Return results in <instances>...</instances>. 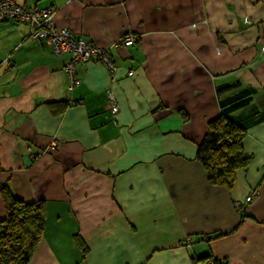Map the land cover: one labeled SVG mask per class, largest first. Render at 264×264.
Wrapping results in <instances>:
<instances>
[{
	"label": "crops",
	"instance_id": "0c3cea01",
	"mask_svg": "<svg viewBox=\"0 0 264 264\" xmlns=\"http://www.w3.org/2000/svg\"><path fill=\"white\" fill-rule=\"evenodd\" d=\"M13 1L53 8L56 29L109 48L115 63L111 76L78 62L71 85L69 52L0 20V185L45 210L28 264H195L208 253L264 264V0ZM127 32L136 41L118 43ZM236 82L254 90L231 113L249 161L227 188L195 153L219 100L237 92L217 87ZM250 190L240 222L234 204Z\"/></svg>",
	"mask_w": 264,
	"mask_h": 264
},
{
	"label": "trees",
	"instance_id": "16d2710c",
	"mask_svg": "<svg viewBox=\"0 0 264 264\" xmlns=\"http://www.w3.org/2000/svg\"><path fill=\"white\" fill-rule=\"evenodd\" d=\"M112 57V55H111ZM237 90L219 100L221 113L208 122V131L197 145L195 159L206 171L209 183L232 187L237 168H245L249 157L243 152L246 130L231 118V113L246 107L252 101L254 90L241 86V82L217 87V93ZM59 102L52 104V111L63 112ZM4 204V216L0 219V264H28L35 247L42 236L45 222L43 200L24 201L17 198L7 184L0 185ZM241 221L246 211L241 212ZM214 234L212 238L224 236ZM208 241L210 236L204 235ZM203 239V238H202ZM195 264H228L211 253L193 259Z\"/></svg>",
	"mask_w": 264,
	"mask_h": 264
},
{
	"label": "built area",
	"instance_id": "2783aa9c",
	"mask_svg": "<svg viewBox=\"0 0 264 264\" xmlns=\"http://www.w3.org/2000/svg\"><path fill=\"white\" fill-rule=\"evenodd\" d=\"M53 8H26L18 5L13 0H0V20H15L26 23L30 27L29 38L44 40L54 54L69 52V62L66 64V72L69 75L71 85L78 83L75 76V64L89 59H95L105 65L112 76L115 71V63L111 57L109 48L92 44L83 36L70 33L67 28L56 29L53 24ZM133 33H125L118 41L120 44L130 45L136 41ZM264 49V47H263ZM133 74V70H129ZM108 108L112 115L118 111V102L111 91L108 92ZM52 142L51 148L54 146ZM256 190H250L243 201L235 202V207L240 212L246 211L247 204L251 201ZM209 264V263H205Z\"/></svg>",
	"mask_w": 264,
	"mask_h": 264
}]
</instances>
